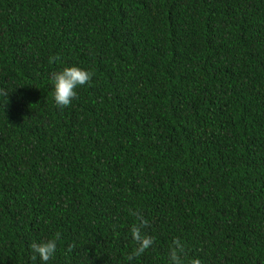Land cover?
Wrapping results in <instances>:
<instances>
[{
    "label": "trees",
    "instance_id": "1",
    "mask_svg": "<svg viewBox=\"0 0 264 264\" xmlns=\"http://www.w3.org/2000/svg\"><path fill=\"white\" fill-rule=\"evenodd\" d=\"M0 89V264H264V0H0Z\"/></svg>",
    "mask_w": 264,
    "mask_h": 264
},
{
    "label": "clouds",
    "instance_id": "2",
    "mask_svg": "<svg viewBox=\"0 0 264 264\" xmlns=\"http://www.w3.org/2000/svg\"><path fill=\"white\" fill-rule=\"evenodd\" d=\"M58 60V57L50 56L49 63H53ZM94 73L78 66L64 67L60 71H54L50 74V80L53 85L52 96L55 104L64 108L71 104L73 99L77 97L76 89L80 86L89 85L92 81ZM7 91L0 89V95L8 97ZM130 214L136 218V223H133L130 227V233L136 247L132 253L128 255L127 259L132 261L134 258L141 256L146 250L151 248L154 244V238L148 235L145 231L150 225L149 221L137 210H130ZM61 234L55 233L53 238L35 242L33 241L29 247L31 248L33 255L31 260L35 261L37 257L42 264H48V261L54 257L57 251V242L60 240ZM71 247L69 251H71ZM183 246L179 239H175L169 246L168 261L169 264H183L181 259V253ZM191 264H201L200 260L193 259Z\"/></svg>",
    "mask_w": 264,
    "mask_h": 264
}]
</instances>
